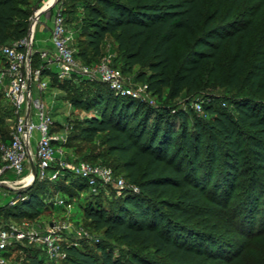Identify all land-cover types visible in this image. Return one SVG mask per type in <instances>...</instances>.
Returning a JSON list of instances; mask_svg holds the SVG:
<instances>
[{"label":"trees","instance_id":"1","mask_svg":"<svg viewBox=\"0 0 264 264\" xmlns=\"http://www.w3.org/2000/svg\"><path fill=\"white\" fill-rule=\"evenodd\" d=\"M63 1L68 21L77 30L78 60L81 56L94 66L111 53L113 65L134 83L148 84L154 97L161 98L166 88L168 100L194 93L185 108L154 106L93 79L97 85L90 95L72 98L77 109L98 114L86 117L81 128L69 117L71 134L62 145L69 148L80 131L89 139L101 136L109 147L99 162L75 151L66 159L111 166L116 177L122 176L123 167L138 189L119 195L109 186L94 193L87 179L65 170L55 182L64 179L61 186L71 189L75 177L86 184L97 199L87 216L102 231L92 246H66V264H264V44L246 72L251 41L264 17V0H219L214 11L210 0H82L70 9ZM37 5L38 0H0V46L28 36ZM242 9L241 18L234 19ZM81 36L88 40L82 49ZM227 48L233 53L227 85L239 94L226 96V109L214 104L215 97L211 102L195 101L206 62H212L211 78L220 75ZM34 50L32 66L37 68L42 59L35 43ZM42 77L50 78L48 87L65 90V97L69 89L90 80L75 73L60 78L51 67ZM0 94L5 96L1 87ZM198 101L203 113L194 107ZM3 110L0 102V139L8 143L12 134L6 136L2 123L5 116L15 119V112L12 104L10 111ZM62 128L63 123L55 122L52 131ZM116 152L125 157L122 165L104 160ZM50 183L37 175L23 189H7L21 198L15 204L0 203V221L41 215L46 205L41 189ZM105 198L115 201L107 207L101 202ZM219 220H224L221 226ZM110 239L137 251L123 260L115 255ZM28 244L46 254L39 245ZM153 248L168 263L143 252ZM12 249L6 253L9 259ZM27 260L45 264L37 253H30Z\"/></svg>","mask_w":264,"mask_h":264},{"label":"built area","instance_id":"2","mask_svg":"<svg viewBox=\"0 0 264 264\" xmlns=\"http://www.w3.org/2000/svg\"><path fill=\"white\" fill-rule=\"evenodd\" d=\"M50 19L53 20L51 40L57 48V53L52 54L46 49L36 50L40 54L42 62L37 68H34L32 58L29 60L30 48L33 46V55L38 24L44 23L43 27H46ZM30 21V31L25 39L15 44L0 46V53L4 58V62L0 64V87L4 89L15 112L11 141L7 143L0 139V152L3 161V165L0 166V195L4 194V189H23L33 183L35 179L33 180L32 173H27V170L31 168L32 158L36 162L37 175L42 180L52 177L49 174L50 170L64 168L69 171L73 169L71 172L75 175L87 179L94 193L109 186L114 187L119 195L129 189L137 190L135 185L129 184L123 177H116L111 166L87 160L69 161L63 159L64 151L60 145L67 141V136L58 131H52L55 123L54 118L46 110L41 98L33 99V83L37 82L41 90L47 89L49 84L42 77L43 70L57 63L60 78L71 77L74 73L83 75L108 83L116 93L122 95L146 98L148 84L128 81L129 79L123 71L113 65V54L111 53L105 55L95 66L81 63L76 58L74 47L77 30L68 21L63 0H38V5L31 15ZM30 80L32 81V92L29 90ZM30 98L31 108L27 113L26 107ZM197 104L200 108L201 104ZM33 107H36L35 114L39 118L38 124L32 116ZM64 128L70 130L71 125L64 124ZM36 129L40 132L35 156L37 160L31 154ZM55 142L59 144L61 154L59 158L55 156L57 151L54 148ZM7 171H12L15 178L4 177L3 175ZM30 175L32 176L31 181L28 180ZM20 198L14 196L9 202L15 204ZM57 202L64 205L66 200L59 198ZM65 231L75 232L76 236L87 233L84 228L76 227L64 220H55L45 227L30 226L26 222L20 225L0 221V264H10L6 253L16 243L24 241L39 245L51 259L66 258V246L63 245Z\"/></svg>","mask_w":264,"mask_h":264},{"label":"rangeland","instance_id":"3","mask_svg":"<svg viewBox=\"0 0 264 264\" xmlns=\"http://www.w3.org/2000/svg\"><path fill=\"white\" fill-rule=\"evenodd\" d=\"M82 0H67L66 4L70 8L74 7L76 3ZM219 4V0H210V8L212 11H214ZM249 7V6H248ZM242 10H239L238 12H235L233 15L234 19L241 18V12ZM79 12V10H78ZM83 10L82 8L80 9V15L83 16ZM85 13V12H84ZM44 19V16H43ZM52 19H50L47 23V26H52ZM43 24L44 23H39L37 30H36V35H35V43L38 46L39 44H44L45 42L43 40L49 39V30L45 29L43 30ZM87 37L86 36H81V42H80V48H84L87 45ZM264 44V17L260 20L259 26H258V31L254 35L253 40L251 41V46H250V52H249V57H248V65L246 67V72L252 70V67L255 64L256 59L259 56V51L263 48ZM233 56V53L230 51L229 48L226 49L225 56H224V63H223V72L214 77L211 78L210 76V69L212 66L211 61H207L205 64V68L202 74V79L200 81V84L197 88V93L195 96V101L196 99L204 100L206 99L208 102L213 101L214 97L216 98L214 101V104L217 105L218 107L221 108H228L229 100L226 98L227 95H231V93H238L239 90H235L232 92V90L229 88L227 85V70L229 67V63L231 60V57ZM0 58H1V53H0ZM80 62L87 65L90 64L87 61H84L81 56L79 58ZM97 64V63H96ZM94 63V66L96 65ZM118 64L120 65V62L118 61ZM89 66H93L90 64ZM138 68H136L137 70ZM53 71H59L57 67L53 68ZM50 79L49 77L46 78V80ZM128 81L133 82L130 80L128 76ZM134 83V82H133ZM97 85V81H93V79L87 80L85 84H83L81 87H73L71 90H68V96L65 97V90L61 89L60 87H54L52 86L48 87L45 90H41L38 86L37 82L33 83V99L41 98L43 103L45 104V108L47 111L51 113V115L54 118L55 122L58 123H63L67 124L69 122V117L71 119L75 118L74 120L78 124V128H81L84 119L86 117H92L96 113L98 114V111H91L90 113L87 112V110L84 108H76L71 104L72 98L73 97H81L82 95L87 96L90 95L94 89V87ZM169 93H170V88H166L163 96L161 98L154 97L150 93H146L145 96L146 98H142V100L145 102L148 99L149 103L158 106L159 104H168V105H176L177 108H185L186 103L188 100L193 97L192 95L194 93H190L187 98H176L175 100H168L169 99ZM235 97V96H234ZM168 100V101H167ZM0 102H1V107L5 111H10L11 109V102L9 98L5 95L0 94ZM201 104V101L195 102L194 107L195 109L200 112H202V105L199 108L198 104ZM199 104V105H200ZM3 110V112H4ZM34 113L36 112V107H33ZM34 121L38 124L39 123V118L37 115L34 116ZM14 125V117L11 115V118L4 117V121L2 123L3 130L6 133L7 137L11 136L12 128ZM63 135L68 136L71 134V131L62 128L59 130ZM80 133V135H79ZM40 137V132L38 129L34 131V138L32 141V147L33 150H37V139ZM64 151V157L63 159H66V155L69 154V152H77L79 153L83 158L92 160V161H101V154H107L108 152V144L104 139L100 138L98 139H89L86 136L82 135L80 131L75 134L70 143H69V148L66 145H60ZM54 148L57 149L55 156L59 158L61 156L59 152V144L54 143ZM104 160H106L107 163H110L112 165H122L123 162L125 161V157L121 153H113V154H108L105 157H103ZM68 160V159H67ZM72 161V160H69ZM60 166V165H59ZM71 171L73 169H70ZM121 177H123L126 181H128L129 184H132V179L130 178V172L125 170L123 167L121 168ZM65 172L64 168L61 169H52L50 170L49 174L52 175L51 178H49L50 187L47 188L45 185L42 190V194L46 196V205L43 208V211L41 215L37 217H21L20 219L23 220H17V221H12L13 223L16 224H24L25 222L28 223L30 226H36V227H45L48 223L53 222L55 220H64V221H69L70 223L74 224L76 227H82L85 229L87 233L76 236L74 235L75 232L73 233H68L65 231L64 238H63V245L68 246L70 244H75L79 245L80 247H85L86 244H89L92 246L91 242L97 238L98 235L102 234L101 230L95 229V224L91 218L87 216V212L90 209V204L97 201V199L93 198L91 195V190L86 186L85 183H81L78 178L74 177V188H69V186H61L62 183H64V179L59 182L57 181L60 176ZM15 178V177H14ZM31 179V176L29 177ZM60 180V179H59ZM66 185V183H65ZM61 188V194L56 195V192H59V189ZM5 192L4 194H7V189H4ZM4 194H1L0 197L5 196ZM15 196L14 193L9 195L7 199H5V202L10 201L11 198ZM59 198H64L66 200V203L64 205H60L57 200ZM115 201V200H114ZM107 198L102 199L101 202L104 203L105 206L110 207L111 204L114 202ZM7 218V217H5ZM15 220V219H12ZM224 221V220H223ZM223 221H218V224L220 226L222 225ZM209 222V221H208ZM105 241V240H104ZM107 242L111 243V246L114 250V253L117 257H121L123 260L128 259V256L132 252H136L137 249L129 246L122 240L118 239H110ZM26 243V244H25ZM25 243H18L13 246L12 249V254L10 258V264H27V258L30 253H37L41 257H43L45 264H66L69 263L68 261H65V258L59 259V260H52L48 258V256L41 252L35 245H30L28 242ZM139 250V249H138ZM143 250V249H141ZM154 248L144 251L145 255L148 257H151L154 260H158L163 263H168V260L166 257H163L162 255L156 254L154 252Z\"/></svg>","mask_w":264,"mask_h":264},{"label":"crops","instance_id":"4","mask_svg":"<svg viewBox=\"0 0 264 264\" xmlns=\"http://www.w3.org/2000/svg\"><path fill=\"white\" fill-rule=\"evenodd\" d=\"M53 21V20H52ZM52 27H53V23H52V26H46V27H44L43 28V30H45V29H48L49 30V39H45V40H43L45 43L42 45V44H39L38 46L36 45V43H35V41H34V43H35V47H36V49L37 50H41V49H46V50H48V51H50V53H52V54H55V53H57V48H56V46H55V44L53 43V41L51 40V29H52ZM36 35V34H35ZM1 59V58H0ZM54 67H57L58 68V70H59V67H58V64L57 63H54V64H52L51 65V69L53 70V68ZM55 72H57V71H55ZM59 72V71H58ZM57 72V73H58ZM45 80H46V78H45ZM47 81H49V79L47 80ZM33 95V94H32ZM29 109H30V104H29V102H28V105H27V107H26V112L28 113L29 112ZM33 111V110H32ZM33 113V118H34V116L36 115L35 113H34V111L32 112ZM31 154L34 156V158H35V156H36V151H34L33 150V147H31ZM36 159V158H35ZM37 160V159H36ZM27 173H32V164H31V168L30 169H28L27 170ZM4 177H7V178H10V179H14V174H13V172L12 171H8L7 173H5L4 175H3ZM13 192H10V191H7V194L5 195V196H3V197H0V203L1 202H5L6 200L5 199H7L8 197H9V195H11Z\"/></svg>","mask_w":264,"mask_h":264},{"label":"water","instance_id":"5","mask_svg":"<svg viewBox=\"0 0 264 264\" xmlns=\"http://www.w3.org/2000/svg\"><path fill=\"white\" fill-rule=\"evenodd\" d=\"M32 48L33 46H31L30 48V52H29V60H31L32 58ZM29 90L32 92V81H29ZM29 104H30V108H31V98L29 99ZM32 175H33V180L36 178L37 176V167H36V162L34 161V159L32 158Z\"/></svg>","mask_w":264,"mask_h":264},{"label":"bare ground","instance_id":"6","mask_svg":"<svg viewBox=\"0 0 264 264\" xmlns=\"http://www.w3.org/2000/svg\"><path fill=\"white\" fill-rule=\"evenodd\" d=\"M30 176H31V175H30ZM30 176H29V177H30ZM29 177H28V180H30V181H31V179H32V176H31V179H30Z\"/></svg>","mask_w":264,"mask_h":264}]
</instances>
